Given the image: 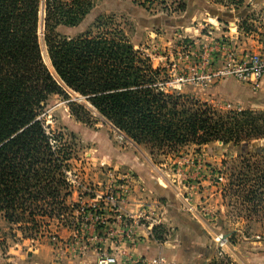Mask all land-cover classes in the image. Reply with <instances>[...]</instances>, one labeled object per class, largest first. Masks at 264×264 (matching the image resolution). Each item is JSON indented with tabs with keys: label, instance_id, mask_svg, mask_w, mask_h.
I'll list each match as a JSON object with an SVG mask.
<instances>
[{
	"label": "rangeland",
	"instance_id": "1",
	"mask_svg": "<svg viewBox=\"0 0 264 264\" xmlns=\"http://www.w3.org/2000/svg\"><path fill=\"white\" fill-rule=\"evenodd\" d=\"M180 4L185 6L183 11ZM100 16L121 28L153 68L164 69L162 79L172 92L223 111H264L219 103L208 88L224 79H200L222 69L230 54L240 58L257 53L238 51L237 40L228 32L237 29L244 38L260 40L264 0H165L164 5L144 7L133 0H95L80 25L60 26L57 32L76 38ZM42 23L41 19L38 35L44 60ZM215 54L220 56L216 64ZM66 94L51 96L40 116L47 132L68 154L64 176L69 187L61 188L65 205L61 211L57 208L53 214L37 217L35 229L31 224H11L0 214V264H77L76 258L100 248V240L111 243L119 230L128 237V229L135 232L144 224L161 242L177 236L182 242L181 235L190 230L192 220L199 222L205 235L202 248L210 246L206 264H264V209L256 212L228 190L231 174L248 172L245 160L254 172L264 170V139L241 145L190 144L177 152L151 155L84 97L68 89ZM72 103L84 106L89 118L79 120ZM77 204L80 211L74 209ZM131 204L137 206L132 207L136 212L127 208Z\"/></svg>",
	"mask_w": 264,
	"mask_h": 264
},
{
	"label": "trees",
	"instance_id": "2",
	"mask_svg": "<svg viewBox=\"0 0 264 264\" xmlns=\"http://www.w3.org/2000/svg\"><path fill=\"white\" fill-rule=\"evenodd\" d=\"M142 1L133 0L143 7L165 4ZM94 5L95 0H0V214L11 224L35 229L37 217L65 205L61 188L69 187L64 176L68 154L40 116L49 98L67 97V89L151 155L190 144L264 139V111H223L172 92L162 79L164 69L153 68L109 19L100 16L76 38L57 32L60 26L80 25ZM43 9L44 43L54 74L43 60L38 35ZM71 110L79 120L90 116L76 103ZM244 164L248 172L231 174L228 190L257 212L264 209V170L254 172L250 162ZM74 209L80 211L79 204Z\"/></svg>",
	"mask_w": 264,
	"mask_h": 264
},
{
	"label": "crops",
	"instance_id": "3",
	"mask_svg": "<svg viewBox=\"0 0 264 264\" xmlns=\"http://www.w3.org/2000/svg\"><path fill=\"white\" fill-rule=\"evenodd\" d=\"M228 35L232 37L233 41H238H236L238 51H244V53L257 51L256 54L264 55V36H260V40L254 41L244 38L237 29H231ZM260 35H264V33ZM219 58L218 54L214 55L215 64L219 62ZM208 91L219 103L225 101L241 109H264V77L256 86L240 82L234 78H227L210 86ZM125 204L121 210L125 209ZM133 206L135 204H131L130 207L127 206L129 210L134 209L131 210L132 213L136 212L137 209L132 208ZM171 218L173 219V217ZM190 226V230L188 229L186 234L181 235L182 242L179 239L180 236L161 242L155 238L152 230L146 224L143 227H138L130 238L123 237L121 230H119L118 236H115L116 239L111 243H107V240L101 241L99 238L100 248L97 251L95 249L96 252L91 251L82 259L76 258V263L97 264L101 256L107 255L115 257L116 264H206L208 260L206 261L205 257L207 256V259L210 257L207 253L210 252V246L207 244L205 249L202 248L201 241H204L205 235L200 229L199 222L192 220ZM99 251L101 253H98ZM155 261L157 263H154ZM71 264H75V262Z\"/></svg>",
	"mask_w": 264,
	"mask_h": 264
},
{
	"label": "built area",
	"instance_id": "4",
	"mask_svg": "<svg viewBox=\"0 0 264 264\" xmlns=\"http://www.w3.org/2000/svg\"><path fill=\"white\" fill-rule=\"evenodd\" d=\"M209 65V59L203 63L204 70ZM226 79L234 78L243 83H249L256 86L264 77V55L262 54H247L242 57L230 54L225 66L213 74H205L200 79H212L217 78ZM183 80V79H182ZM134 234L132 229H128L125 232L129 238ZM220 242H225L223 236H220ZM221 243V245L223 244ZM117 260L115 257L103 255L98 260L97 264H116ZM154 263H157L155 261Z\"/></svg>",
	"mask_w": 264,
	"mask_h": 264
},
{
	"label": "bare ground",
	"instance_id": "5",
	"mask_svg": "<svg viewBox=\"0 0 264 264\" xmlns=\"http://www.w3.org/2000/svg\"><path fill=\"white\" fill-rule=\"evenodd\" d=\"M44 62L48 65L49 68H52L47 54H45Z\"/></svg>",
	"mask_w": 264,
	"mask_h": 264
},
{
	"label": "water",
	"instance_id": "6",
	"mask_svg": "<svg viewBox=\"0 0 264 264\" xmlns=\"http://www.w3.org/2000/svg\"><path fill=\"white\" fill-rule=\"evenodd\" d=\"M42 16H43V18H42V22L44 21V16H45V12H44V9L42 10V14H41ZM44 23V22H43ZM42 23V24H43ZM263 151H264V148H263Z\"/></svg>",
	"mask_w": 264,
	"mask_h": 264
}]
</instances>
